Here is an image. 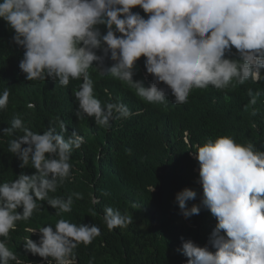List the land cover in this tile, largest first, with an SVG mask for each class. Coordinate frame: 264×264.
<instances>
[{
    "label": "clouds",
    "instance_id": "9594fccd",
    "mask_svg": "<svg viewBox=\"0 0 264 264\" xmlns=\"http://www.w3.org/2000/svg\"><path fill=\"white\" fill-rule=\"evenodd\" d=\"M0 19L23 49L18 67L25 80L51 79L61 87L82 81L73 91L78 102L75 116L109 127L110 140L131 119L149 118L151 105H168L169 89L176 105H181L193 89L211 86L222 91L264 80V0H0ZM141 57L144 81L134 79ZM92 68L100 76L127 83L136 96L123 89L114 103L104 105L95 95ZM260 94L249 90L250 103L255 105ZM9 96L7 88L0 93V110L7 109ZM0 131L23 133L9 141L8 151L21 169L29 165L35 169L0 183V264H22L7 244L17 222L39 213L44 201L61 216L83 198L79 192L66 198L49 194L72 179L71 155L84 141L76 131L65 139L66 125L59 117L40 133L15 115ZM140 135L138 127L133 139ZM190 153L199 163L202 195L189 207L198 192L185 187L175 201L185 219L206 209L216 224L204 246L181 237L178 251L187 257L186 264H264V151L223 135ZM89 212L96 215L94 209ZM103 222L112 231L126 228L131 218L106 206ZM37 230L38 239L26 237L23 248L46 264H73L75 250L101 234L96 224L63 218L31 233Z\"/></svg>",
    "mask_w": 264,
    "mask_h": 264
},
{
    "label": "trees",
    "instance_id": "16d2710c",
    "mask_svg": "<svg viewBox=\"0 0 264 264\" xmlns=\"http://www.w3.org/2000/svg\"><path fill=\"white\" fill-rule=\"evenodd\" d=\"M13 34L0 19V93L6 88L10 92L7 109L0 110V130L9 127L13 116L19 115L32 131L42 133L50 121L59 117L66 125L65 139L76 131L84 142L71 155L72 179L59 186L56 193L49 194L66 198L79 192L83 198H74L72 211L61 216L55 215L56 209L46 201L42 202L39 213L28 221L17 222L7 241L10 250L22 264H46L43 258L24 250V240L28 236L37 240L40 234L38 230L31 233L32 229L54 226L63 218L73 223L96 224L101 232L90 245L81 244L75 250L73 264H89L90 260L92 264H186L187 257L178 251L182 247L181 237L204 246L216 224L206 209L185 219L175 201L176 193L185 187L198 192L197 199L188 202L189 207L199 203L202 195L196 170L199 163L190 151H197L198 146L223 135L233 137L237 143H252L264 151V80L259 83L249 80L222 91L211 86L206 90L193 89L188 102L181 105H176L169 89L168 105L149 104L152 110L149 118L131 119L110 140L109 127L97 125L94 118L75 116L78 102L73 91L82 81L72 80L67 87H61L51 79L25 80L18 67L23 49L12 41ZM143 60L141 57L137 62L134 79L143 80ZM89 71L95 95L104 105L114 103L123 89L136 96L127 83L100 76L95 68ZM160 86L166 87L163 82ZM249 90L253 95L261 93L255 105L250 103ZM54 126L57 132L61 131L58 124ZM138 127L142 135L133 139ZM22 134L7 135L0 131V183L14 180L22 171L27 174L35 171L30 165L21 169L20 161L8 151L9 141ZM94 199L98 203H93ZM106 206L119 209L131 218V223L126 228L109 231L103 222ZM90 209L95 210V216L90 215ZM209 250L215 251L210 245Z\"/></svg>",
    "mask_w": 264,
    "mask_h": 264
}]
</instances>
